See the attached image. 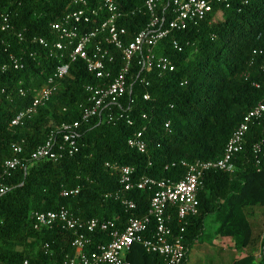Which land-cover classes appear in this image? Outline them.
<instances>
[{"label": "trees", "instance_id": "obj_1", "mask_svg": "<svg viewBox=\"0 0 264 264\" xmlns=\"http://www.w3.org/2000/svg\"><path fill=\"white\" fill-rule=\"evenodd\" d=\"M87 1L94 7L102 0ZM116 1L124 13L119 26L127 30L125 41L130 43L151 21L146 0ZM166 8L167 0H163L158 14ZM75 10L71 0H0V12L9 14L14 26L11 32L0 31V174L4 163L16 156V145L23 150L20 159L29 161L27 170L19 168L6 179L10 190L0 194V264H65L67 257L78 254L73 247V231L58 226L35 230L36 212L65 208L84 221H112L121 231L130 218L146 216L153 191L129 192L127 197L136 203V209L127 211L114 197L122 188L119 171L107 165L134 168L136 180L180 181L187 171L182 162L221 159L233 133L264 98V53L259 54L264 51V0H235L228 8L216 6L197 26L162 41L155 52L172 59L173 72L156 67L142 71L135 62L128 78L129 91L82 126L77 154L57 162L30 161L61 124L81 118L92 97L87 87L106 82L91 74L85 62L78 61L35 116L11 127L12 120L31 106L35 90L66 62L53 53L58 35L52 25ZM34 39H44L47 46ZM115 54L116 63L108 65L112 78L122 65L120 54ZM139 131L147 144L145 153L128 145ZM263 140L264 116L246 135L234 161L235 172H209L202 179L199 214L187 220L184 234V264L212 215L219 223V236L231 239L239 249H261L259 264H264V221L256 226L253 223L256 210L264 215V157L256 160L253 154L254 145ZM74 189H79L78 194L62 195ZM169 214V226L176 235L182 225L175 210ZM155 227L152 223L149 234ZM91 238L84 251L90 256L99 245L110 242L106 232L99 231ZM127 257L132 264H167L163 257L147 253L138 244ZM254 262L252 252L234 264Z\"/></svg>", "mask_w": 264, "mask_h": 264}, {"label": "built area", "instance_id": "obj_2", "mask_svg": "<svg viewBox=\"0 0 264 264\" xmlns=\"http://www.w3.org/2000/svg\"><path fill=\"white\" fill-rule=\"evenodd\" d=\"M162 1L146 0L145 8L150 14L151 21L146 29L127 43L125 37L128 32L119 26L124 13L116 0H102L94 7H91L87 0H71L76 10L52 25L58 35V40L53 44V53L66 62L56 67L54 76L49 78L41 89L35 90L31 106L12 120L11 127H19L26 119L35 116L38 109L51 99L59 82L68 75L71 65L78 61L85 62L91 74L100 81L106 82L102 86L87 87L92 97L90 105L83 110L81 118L72 123L61 124L57 132H52L45 144L36 149L30 161L57 162L77 154L82 126L101 115L106 104L116 103L129 91L131 86L128 78L135 62L142 71L156 67L162 72H173L175 65L172 59L157 56L155 52L162 41L176 32L197 26L213 12L216 6L225 5L228 8L235 0H167L168 8L159 15L158 7ZM242 1L247 2V0ZM103 15H105L104 19ZM13 30L10 15L0 12V31L8 33ZM19 37L21 38V35ZM34 42L47 46L44 39H34ZM174 46L178 51L182 50L176 41ZM114 51L120 54L122 65L118 74L112 78L108 65H114L117 61L118 55ZM263 53L264 51H259L260 55ZM14 65L16 69L20 67L16 60ZM262 71L264 72V65ZM20 93L25 95L23 89ZM144 98L148 100L149 96ZM263 116L264 98L247 114L233 133L221 159L208 162L196 161L192 164L182 162L187 171L180 181L157 180L149 177L136 180L134 168L107 165L112 170L119 171L122 188L114 194V197L121 200L127 211L136 209V203L127 197L129 192L134 189L153 191L148 214L142 218H130L122 231L112 221L100 219L84 221L76 218L65 208L57 212H36L33 215L34 228L42 231L58 226L75 233L73 247L78 254L67 257L65 264H132L127 256L135 244L142 245L147 253L163 257L167 264H184L186 257L184 234L187 220L199 214L198 192L202 179L209 172H235L234 161L242 150L245 137L251 126L258 124ZM166 128H169V124ZM128 145L140 153H145L147 149L141 131L136 132L129 139ZM13 150L16 156L4 163L0 174V194L10 190L5 183L6 179L12 177L19 168L25 170L28 168L29 161L19 157L23 152L22 147L16 145ZM253 154L256 160L264 157V140L254 145ZM78 192L79 189L65 190L62 195L66 197L76 195ZM172 210L177 212L178 223L182 225L176 235L169 226V212ZM152 223L156 226L155 231L149 234ZM99 231L108 233L110 242L99 245L94 255L90 256L84 251L92 243L91 236ZM21 264H29V262L25 261Z\"/></svg>", "mask_w": 264, "mask_h": 264}, {"label": "rangeland", "instance_id": "obj_3", "mask_svg": "<svg viewBox=\"0 0 264 264\" xmlns=\"http://www.w3.org/2000/svg\"><path fill=\"white\" fill-rule=\"evenodd\" d=\"M216 215L209 216L203 237L192 248L187 264H216L221 241L227 240L217 234L219 223L214 220ZM253 264H259L254 262Z\"/></svg>", "mask_w": 264, "mask_h": 264}, {"label": "crops", "instance_id": "obj_4", "mask_svg": "<svg viewBox=\"0 0 264 264\" xmlns=\"http://www.w3.org/2000/svg\"><path fill=\"white\" fill-rule=\"evenodd\" d=\"M253 216L255 218V220L253 222L255 226L264 221V215H261V212L258 210L255 211ZM215 219H216V217L214 218V220ZM257 233H258V231L254 230V234L256 235ZM222 238H224V237H222ZM224 239H227V240L221 241V247H219L218 254H217L218 259H217V261L215 260L216 264H234L236 261L247 257L252 252H253V255L255 258V262H258V263L260 262L261 257H262V250L261 249H259V250L239 249L234 245V243L232 242L231 239H229V238H224Z\"/></svg>", "mask_w": 264, "mask_h": 264}]
</instances>
